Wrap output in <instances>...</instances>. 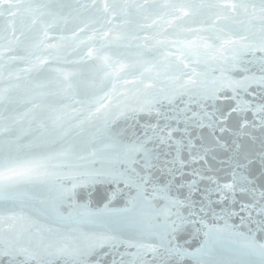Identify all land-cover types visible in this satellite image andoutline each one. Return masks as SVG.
<instances>
[{
    "label": "water",
    "instance_id": "95a60500",
    "mask_svg": "<svg viewBox=\"0 0 264 264\" xmlns=\"http://www.w3.org/2000/svg\"><path fill=\"white\" fill-rule=\"evenodd\" d=\"M0 264H264V0H0Z\"/></svg>",
    "mask_w": 264,
    "mask_h": 264
}]
</instances>
